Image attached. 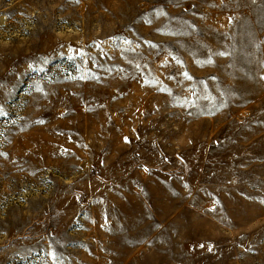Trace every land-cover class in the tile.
Listing matches in <instances>:
<instances>
[{
	"label": "rangeland",
	"instance_id": "374dc122",
	"mask_svg": "<svg viewBox=\"0 0 264 264\" xmlns=\"http://www.w3.org/2000/svg\"><path fill=\"white\" fill-rule=\"evenodd\" d=\"M0 264H264V0H0Z\"/></svg>",
	"mask_w": 264,
	"mask_h": 264
}]
</instances>
